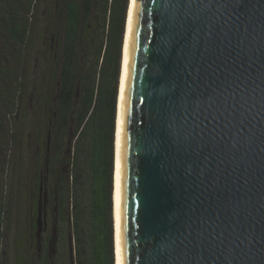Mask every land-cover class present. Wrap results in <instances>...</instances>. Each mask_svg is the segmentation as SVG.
<instances>
[{"label": "water", "instance_id": "1", "mask_svg": "<svg viewBox=\"0 0 264 264\" xmlns=\"http://www.w3.org/2000/svg\"><path fill=\"white\" fill-rule=\"evenodd\" d=\"M114 220L116 264H264V0H130Z\"/></svg>", "mask_w": 264, "mask_h": 264}, {"label": "trees", "instance_id": "2", "mask_svg": "<svg viewBox=\"0 0 264 264\" xmlns=\"http://www.w3.org/2000/svg\"><path fill=\"white\" fill-rule=\"evenodd\" d=\"M40 3L0 0V264L13 212L7 174L22 140L16 127ZM129 5V0H52V33L62 41L45 54L42 94L45 112L52 98V111L48 121L43 115L37 145L47 158L38 175L36 223L17 225V264H116L115 135ZM45 214L52 230L39 235L37 256L30 257L32 227L38 235Z\"/></svg>", "mask_w": 264, "mask_h": 264}, {"label": "rangeland", "instance_id": "3", "mask_svg": "<svg viewBox=\"0 0 264 264\" xmlns=\"http://www.w3.org/2000/svg\"><path fill=\"white\" fill-rule=\"evenodd\" d=\"M61 41L52 33V0H41L39 19L32 32L31 48L26 61L27 90L21 104L20 116L22 117L16 127L22 140L20 146L15 147L12 153L10 169L7 174L9 188L12 191L10 210L13 212L11 226L7 229L6 245L4 246L2 259L4 264H17L14 238L18 231V222L24 227H29L31 223L35 224L37 220L38 175L41 163L47 158L46 151H42L43 146L37 144L40 138L39 132L43 126L42 119L45 116L43 120L48 121L52 111V98L48 103L51 108L49 107V110L45 112L46 100L44 99L45 95L42 94L47 83L45 54L52 53V43L55 45ZM46 137H44L45 140ZM49 228L52 230V224L49 225ZM32 230L33 245L29 256L36 257L43 230L41 229L38 235L36 234V225H33Z\"/></svg>", "mask_w": 264, "mask_h": 264}, {"label": "flooded vegetation", "instance_id": "4", "mask_svg": "<svg viewBox=\"0 0 264 264\" xmlns=\"http://www.w3.org/2000/svg\"><path fill=\"white\" fill-rule=\"evenodd\" d=\"M47 214V213H46ZM46 214L43 216V218L45 219V221H43V223H41V226H40V230L42 229L43 230V233H44V231H47V229H50L49 228V226H48V224H47V220H46ZM44 222H45V225H44ZM43 227H45V228H43ZM45 229V230H44ZM51 231V230H50ZM42 233V234H43Z\"/></svg>", "mask_w": 264, "mask_h": 264}, {"label": "bare ground", "instance_id": "5", "mask_svg": "<svg viewBox=\"0 0 264 264\" xmlns=\"http://www.w3.org/2000/svg\"><path fill=\"white\" fill-rule=\"evenodd\" d=\"M129 7H130V5H129ZM128 15H129V8H128L127 20H126V30H127ZM126 30H125V37H126ZM124 45H125V38H124V43H123V52H124ZM117 111H118V108H117ZM116 122H117V119H116ZM115 140H116V135H115ZM114 181H115V169H114Z\"/></svg>", "mask_w": 264, "mask_h": 264}]
</instances>
